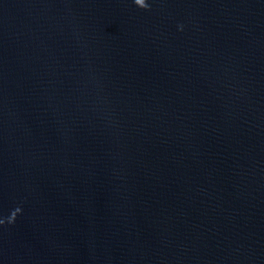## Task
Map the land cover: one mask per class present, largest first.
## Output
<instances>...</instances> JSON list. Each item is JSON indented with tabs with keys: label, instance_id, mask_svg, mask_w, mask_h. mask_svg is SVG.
Wrapping results in <instances>:
<instances>
[{
	"label": "water",
	"instance_id": "1",
	"mask_svg": "<svg viewBox=\"0 0 264 264\" xmlns=\"http://www.w3.org/2000/svg\"><path fill=\"white\" fill-rule=\"evenodd\" d=\"M146 3L0 0V264H264V0Z\"/></svg>",
	"mask_w": 264,
	"mask_h": 264
},
{
	"label": "clouds",
	"instance_id": "2",
	"mask_svg": "<svg viewBox=\"0 0 264 264\" xmlns=\"http://www.w3.org/2000/svg\"><path fill=\"white\" fill-rule=\"evenodd\" d=\"M135 4L137 6H139L142 9H148L150 6L146 3V0H134ZM19 211V209H17V212ZM13 219L15 218V213L13 214ZM2 222V221H0Z\"/></svg>",
	"mask_w": 264,
	"mask_h": 264
}]
</instances>
